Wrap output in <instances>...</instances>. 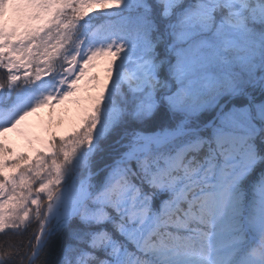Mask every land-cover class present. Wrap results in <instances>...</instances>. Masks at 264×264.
<instances>
[{"label": "snow or ice", "instance_id": "6c2138e0", "mask_svg": "<svg viewBox=\"0 0 264 264\" xmlns=\"http://www.w3.org/2000/svg\"><path fill=\"white\" fill-rule=\"evenodd\" d=\"M0 264H264V0H0Z\"/></svg>", "mask_w": 264, "mask_h": 264}]
</instances>
